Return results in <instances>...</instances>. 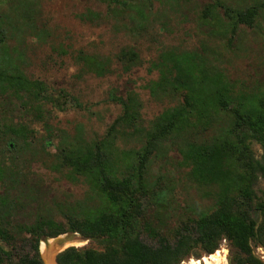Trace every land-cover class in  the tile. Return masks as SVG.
I'll use <instances>...</instances> for the list:
<instances>
[{
    "label": "rangeland",
    "instance_id": "1",
    "mask_svg": "<svg viewBox=\"0 0 264 264\" xmlns=\"http://www.w3.org/2000/svg\"><path fill=\"white\" fill-rule=\"evenodd\" d=\"M22 1L29 3L34 20L18 21L23 27L12 45H17L22 56L19 67L27 79L42 82L47 96L56 104L42 101L24 110L16 100L8 101L0 95L1 131H5L4 126L26 128L27 148L23 142L8 141V135L0 139V157L6 162L14 158L16 168L32 174L27 194L32 205L23 212V218L45 216V211L63 223L54 213L55 204L76 210L98 205L86 180L55 169L61 147L102 139L120 116V107L109 100L111 93L123 98L135 94L140 105L139 133L118 134L112 149L119 177L129 174L125 166L133 164V152L144 144L146 132L165 110L182 101L168 87L164 91L156 87L160 77L155 65L161 57L182 60L185 67L187 59L200 91L198 81L204 76L209 83L219 80L213 91L218 86L234 97L264 94V0H219L235 11L261 6L251 27L236 28L223 10L212 7V0H118L126 3L124 14L116 13L120 8L115 4L101 0ZM88 12L100 17L82 20L80 17ZM121 52L137 56L128 71L125 63L116 60ZM79 53L110 60L109 73L100 78L82 73L75 61ZM167 69L172 70L170 63ZM174 76V72L169 74ZM229 123L230 119L221 115L206 131L197 127L159 146L148 169L147 180L153 188L150 198L142 203L141 225L156 230L172 243L176 232L185 228L191 231L190 224L199 215L213 210L209 189L192 182L188 170L180 165L178 150L187 142L203 144L219 137ZM4 140L8 141L5 145ZM251 149L259 160L260 147L253 143ZM124 154L129 156L126 162L119 161ZM140 239L154 245L146 232L142 231ZM50 245L55 247L51 254L54 264L57 255L68 248L102 251L95 241L78 233H66L39 243L42 264ZM251 246L254 256L264 263V248L253 242ZM215 255L229 264L225 240L209 256L194 249L181 264H195Z\"/></svg>",
    "mask_w": 264,
    "mask_h": 264
},
{
    "label": "trees",
    "instance_id": "2",
    "mask_svg": "<svg viewBox=\"0 0 264 264\" xmlns=\"http://www.w3.org/2000/svg\"><path fill=\"white\" fill-rule=\"evenodd\" d=\"M101 1L118 6L116 13L127 11L124 2ZM212 1V7L223 10L234 28L251 27L261 9L254 5L235 11L219 0ZM29 8V3L22 0H0V95L8 101L16 100L24 110L42 101L56 106L42 82L25 77L19 67L21 53L17 45H12L23 27L18 21L34 20ZM99 17L88 12L80 18L92 21ZM136 59L134 52H121L116 57L125 63L126 71ZM75 61L84 74L100 78L110 71L111 62L107 59L79 53ZM185 64L186 67L182 60L163 56L155 65L160 77L156 87L162 91L168 87L182 101L157 117L145 134L144 144L133 152V164L125 166L129 171L126 177H119L112 149L118 134L140 131V105L135 94L125 98L109 95L121 114L102 139L82 145L75 142V146L59 149L55 171L66 170L73 177L86 180L98 201L95 208L76 210L55 204L54 213L63 223L45 211V216L21 217L32 205V198L27 195L32 174L16 168L14 158L6 162L0 157V264H42L39 243L66 233L81 234L95 241L102 251L68 248L57 255V264H181L196 248L206 255L213 254L222 240L229 245V264H264L254 256L251 246L253 242L264 248V94L234 97L218 86L213 91L219 80L209 83L204 76L198 81L200 91L195 87L187 59ZM173 72L175 76L169 77ZM221 115L228 117L230 123L219 137L203 144L187 142L178 150L180 165L188 170L192 182L209 189L213 210L199 215L190 224L191 231L185 228L176 232L170 243L156 230L140 224L142 203L150 198L153 188L147 180L151 161L162 143L197 127L206 131ZM4 129L1 131L0 125V139L8 135V141L23 142L28 147L24 143V126ZM253 143L261 149L259 160L252 152ZM128 157L124 154L119 161L126 162ZM142 231L154 240V245L140 239Z\"/></svg>",
    "mask_w": 264,
    "mask_h": 264
},
{
    "label": "bare ground",
    "instance_id": "3",
    "mask_svg": "<svg viewBox=\"0 0 264 264\" xmlns=\"http://www.w3.org/2000/svg\"><path fill=\"white\" fill-rule=\"evenodd\" d=\"M53 243V242H51ZM44 247V246H43ZM54 245H50L46 250H48L47 253H45V264H54L53 263V258L51 257V254L52 253V250L54 249ZM55 252V251H54ZM44 257V256H43ZM210 263L206 260H204V264H222L223 263V260L221 258H219L218 255H215V256H212L210 259ZM197 264V263H195Z\"/></svg>",
    "mask_w": 264,
    "mask_h": 264
},
{
    "label": "flooded vegetation",
    "instance_id": "4",
    "mask_svg": "<svg viewBox=\"0 0 264 264\" xmlns=\"http://www.w3.org/2000/svg\"><path fill=\"white\" fill-rule=\"evenodd\" d=\"M208 256H209V255H208ZM209 259H210V257H208L207 259H202V261L198 262L197 264H204V263H203L204 260H208V261H210ZM223 264H226V260L223 261Z\"/></svg>",
    "mask_w": 264,
    "mask_h": 264
}]
</instances>
